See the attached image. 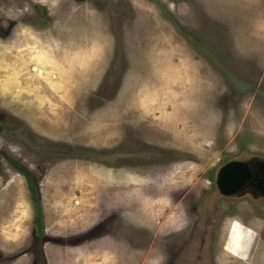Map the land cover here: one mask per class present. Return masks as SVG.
Masks as SVG:
<instances>
[{"label":"rangeland","instance_id":"obj_1","mask_svg":"<svg viewBox=\"0 0 264 264\" xmlns=\"http://www.w3.org/2000/svg\"><path fill=\"white\" fill-rule=\"evenodd\" d=\"M253 153L264 0H0V264H165ZM89 182L111 208L83 231ZM229 201L215 264H264V207Z\"/></svg>","mask_w":264,"mask_h":264},{"label":"flooded vegetation","instance_id":"obj_2","mask_svg":"<svg viewBox=\"0 0 264 264\" xmlns=\"http://www.w3.org/2000/svg\"><path fill=\"white\" fill-rule=\"evenodd\" d=\"M260 154L261 153H253L252 155L248 156L230 158L227 161L223 162L221 165L231 160L248 161L253 171V181L255 184H259L262 181L264 182V155ZM252 157L254 158L249 160ZM249 187L250 186L242 187L237 191L236 194H232L229 196H220L216 191V194L219 197H222L221 199L223 200V202H226V209L214 211L213 207H210V209L206 210L205 206L203 213H201L202 216L198 219L199 221L195 222L190 235L176 247L173 254H168L165 260V264H215L214 256L217 252L215 250L216 244L213 231H216V229L219 228L224 218L233 215L232 211L228 209V206H230L229 200L247 199L253 205L258 203L259 205L257 207H264V190H262L261 188L251 189ZM213 214L214 216L215 214L217 215L213 217ZM149 238L150 237H140V240L142 242L141 247L149 245ZM179 242L180 241H178V243Z\"/></svg>","mask_w":264,"mask_h":264},{"label":"water","instance_id":"obj_3","mask_svg":"<svg viewBox=\"0 0 264 264\" xmlns=\"http://www.w3.org/2000/svg\"><path fill=\"white\" fill-rule=\"evenodd\" d=\"M215 186L221 196L236 194L240 188L247 186H250L251 189L261 188L264 190V182L254 183L253 171L249 162L244 160H231L221 165L215 176Z\"/></svg>","mask_w":264,"mask_h":264},{"label":"crops","instance_id":"obj_4","mask_svg":"<svg viewBox=\"0 0 264 264\" xmlns=\"http://www.w3.org/2000/svg\"><path fill=\"white\" fill-rule=\"evenodd\" d=\"M60 167H61V169L65 168V165L63 162L60 163ZM51 180L53 182H55L59 179H56L54 177V178L49 179V181H51ZM109 187L110 186L107 185V189H110ZM84 189L86 190L85 191L86 193L91 192V196L89 197V195H87V194H85V196H83L85 198L84 202L86 203V206H84V208H86V210L84 212V216L82 217L83 218L82 223L78 224L80 227L84 226L83 231L90 226V225H88V224H91V223H89V221H95V218H96V220H98L100 217H102V212L106 211L108 208H111V204H109V202L107 203L106 200L101 199L102 194H99L101 197L97 196L98 193H101L103 191V189H101V185H98V182L97 183L96 182L86 183L84 186ZM62 192H64V191L62 190ZM103 194L106 195V193H103ZM108 194L110 195V192H108ZM104 205H105V207H104ZM62 218L63 217H61V215L54 216V218L52 219V227L54 226L53 224H55V227H59V225L63 221ZM66 222H68L66 224H68V225L70 224L69 221H66ZM62 226L64 227V225H62ZM77 230H79L78 232H81V229H77ZM72 234H74V233H72ZM103 236H107V235H103ZM103 236L95 238V240L100 241V238ZM110 239H112V241H116L115 238L110 237ZM105 240H107V242L110 243V240L108 237ZM71 247L75 248V246H71Z\"/></svg>","mask_w":264,"mask_h":264},{"label":"trees","instance_id":"obj_5","mask_svg":"<svg viewBox=\"0 0 264 264\" xmlns=\"http://www.w3.org/2000/svg\"><path fill=\"white\" fill-rule=\"evenodd\" d=\"M13 165L19 172L24 174L26 179H27V187L29 188V190L32 194L34 206H35L34 222L41 229L43 227V217H42L41 203H40V199L38 196V190H37L36 184H35L33 178H31V175L28 173V171L24 167L17 164L16 162L13 163Z\"/></svg>","mask_w":264,"mask_h":264},{"label":"snow or ice","instance_id":"obj_6","mask_svg":"<svg viewBox=\"0 0 264 264\" xmlns=\"http://www.w3.org/2000/svg\"><path fill=\"white\" fill-rule=\"evenodd\" d=\"M240 230V226L237 224L233 225V232H238ZM233 243L236 245V248H239V244L235 242V238L233 237ZM233 251V254H236L235 249H230Z\"/></svg>","mask_w":264,"mask_h":264},{"label":"clouds","instance_id":"obj_7","mask_svg":"<svg viewBox=\"0 0 264 264\" xmlns=\"http://www.w3.org/2000/svg\"><path fill=\"white\" fill-rule=\"evenodd\" d=\"M234 233H236L234 236L235 242L240 244L241 240L244 239V236L242 235V233L240 231L234 232Z\"/></svg>","mask_w":264,"mask_h":264}]
</instances>
